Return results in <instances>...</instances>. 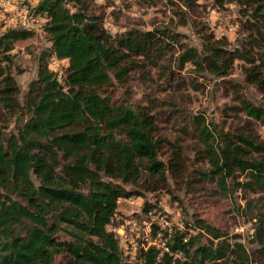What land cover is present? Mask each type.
I'll list each match as a JSON object with an SVG mask.
<instances>
[{"label": "trees", "instance_id": "obj_1", "mask_svg": "<svg viewBox=\"0 0 264 264\" xmlns=\"http://www.w3.org/2000/svg\"><path fill=\"white\" fill-rule=\"evenodd\" d=\"M19 1L30 15L43 18L50 45L40 53L23 100L14 79L0 68V122L4 116L14 122L12 131L0 123V264H264V210L253 217L251 249L238 236L228 240L226 233L195 219L185 229L155 226L153 233L165 240L168 252L150 245L139 248L133 262L123 259L110 229L119 224L117 202L138 192L122 184L138 190L139 181L163 179L167 168L178 177L181 150L173 149L171 160H159L161 141L152 115L112 100L109 91L113 80L123 82L168 44L180 48V68L188 64L201 75L226 77L238 64L245 83L263 99L253 104L235 92V113L247 124L215 136L199 118L192 125L211 165L204 177L223 196L240 191L264 199V141L247 126L264 128V0H214L238 8L243 37L232 44L208 34L203 24L200 49L179 43L180 35L164 28L112 35L92 11L95 0ZM167 1L178 10L198 6V0ZM179 19L184 25L185 16ZM31 34L2 33L0 64L9 60L16 41ZM51 58L66 61L60 77L48 68ZM152 209L147 203L142 207ZM189 229L211 240L204 243Z\"/></svg>", "mask_w": 264, "mask_h": 264}, {"label": "rangeland", "instance_id": "obj_2", "mask_svg": "<svg viewBox=\"0 0 264 264\" xmlns=\"http://www.w3.org/2000/svg\"><path fill=\"white\" fill-rule=\"evenodd\" d=\"M11 2L20 5L19 0ZM179 7L180 10L167 0H95L92 11L101 16L103 26L112 35L131 28L142 31L164 28L169 33L179 34V43L196 49L205 43L203 24L209 27L206 30L208 34L215 38L226 37L232 44L243 37L238 8L232 3L198 0L194 9ZM182 15L186 18L184 25L179 19ZM2 25L0 22V35L8 30ZM49 45L45 33L31 34L25 40L16 41L8 54L9 60L0 64V68L16 82L20 100H23L30 82L36 78L40 53L46 51ZM179 52L178 45L168 44L153 62L144 60L142 68L132 71L123 82L113 80V87L109 90L112 100L152 115L156 137L161 141L159 160H171L172 150L176 147L181 150L179 165L175 166L178 177H174V169L167 168L163 179L139 181L142 188L138 190L134 185L122 184L126 190L138 192L117 202L116 221L119 224L110 229L115 231L125 261L128 258L132 262L135 260L134 254L125 255V249L130 250V244L139 246L146 238L153 239L155 226L163 228L172 225L185 229V223L194 225L195 219H201L226 233L228 240L238 236L251 249L253 246L247 241L253 217L264 210V199L261 197L240 191L230 197L223 196L216 183L204 177L203 173L209 171L211 165L204 154L205 145L192 125L199 118L210 135L235 133L247 124L242 114L235 113L238 105L235 92L238 91L243 99L253 104L262 103V97L255 88L245 83L238 64L228 76L215 78L197 73L188 64L180 68L177 64ZM47 65L53 73L64 70V64L53 62L52 58L47 60ZM0 123L8 126L10 131L14 130L12 118L4 116ZM247 126H251L264 141L263 127ZM145 203L153 206L152 211H142ZM187 233H198L204 243L211 240L194 229H189ZM62 237L65 234L61 233Z\"/></svg>", "mask_w": 264, "mask_h": 264}, {"label": "built area", "instance_id": "obj_3", "mask_svg": "<svg viewBox=\"0 0 264 264\" xmlns=\"http://www.w3.org/2000/svg\"><path fill=\"white\" fill-rule=\"evenodd\" d=\"M0 22L3 24V28L6 29H20L31 32L35 35L45 33L43 29L44 21L41 16L32 14L30 15L27 9L21 7L19 4H14L13 2H11V0L0 1ZM52 61L62 63L64 64V66L66 65L65 60H57L53 58ZM56 75L57 77H60L61 71L58 73L56 72ZM150 245L159 248L161 253L169 251L165 240L160 238L159 234L156 233L153 239L146 238L144 242H140L139 246L130 244V250L125 249V255H127L128 253H130V255H135L139 248L146 249L147 246ZM125 248H127V246H125ZM127 262L132 261L130 258H128Z\"/></svg>", "mask_w": 264, "mask_h": 264}]
</instances>
